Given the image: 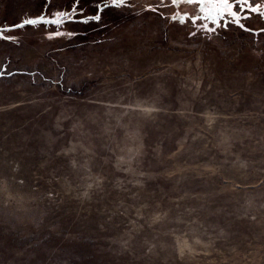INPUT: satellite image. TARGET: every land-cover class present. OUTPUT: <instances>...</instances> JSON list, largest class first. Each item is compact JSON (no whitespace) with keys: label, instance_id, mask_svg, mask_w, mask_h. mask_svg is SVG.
<instances>
[{"label":"rangeland","instance_id":"374dc122","mask_svg":"<svg viewBox=\"0 0 264 264\" xmlns=\"http://www.w3.org/2000/svg\"><path fill=\"white\" fill-rule=\"evenodd\" d=\"M238 14L0 0V264H264V16Z\"/></svg>","mask_w":264,"mask_h":264},{"label":"snow or ice","instance_id":"6c2138e0","mask_svg":"<svg viewBox=\"0 0 264 264\" xmlns=\"http://www.w3.org/2000/svg\"><path fill=\"white\" fill-rule=\"evenodd\" d=\"M111 3L116 6H120L125 3V0H111ZM175 4H196L199 6V10L204 13L203 19L211 21L213 24L220 26L221 21H224L225 17H231V23L244 28L241 24V17L239 16L240 11H250L257 12L264 16V4H255V0H173ZM109 5L106 3L104 5L107 8ZM64 14L58 13L57 18L53 21H45L43 17L37 19H26L22 24L16 27H24L25 25H39L41 23H53L56 25H61L64 20ZM201 17H196L200 19ZM248 17H243L247 19ZM93 19H100L99 16L93 17ZM183 22V21H181ZM195 22V21H193ZM228 23H224V27H227ZM214 31V29H213ZM3 30H0V36H2ZM59 35V33H57Z\"/></svg>","mask_w":264,"mask_h":264}]
</instances>
